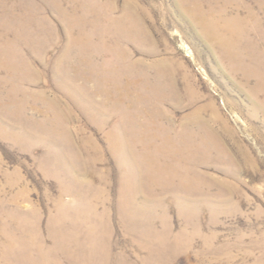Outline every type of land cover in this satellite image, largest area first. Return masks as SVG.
Here are the masks:
<instances>
[{
  "label": "rangeland",
  "instance_id": "obj_1",
  "mask_svg": "<svg viewBox=\"0 0 264 264\" xmlns=\"http://www.w3.org/2000/svg\"><path fill=\"white\" fill-rule=\"evenodd\" d=\"M96 247L264 264V0H0V264Z\"/></svg>",
  "mask_w": 264,
  "mask_h": 264
},
{
  "label": "bare ground",
  "instance_id": "obj_2",
  "mask_svg": "<svg viewBox=\"0 0 264 264\" xmlns=\"http://www.w3.org/2000/svg\"><path fill=\"white\" fill-rule=\"evenodd\" d=\"M184 153H186L185 149L179 151L180 155H182ZM186 154H190V151L187 152ZM148 179H149L150 182L151 181H155L154 180L155 178L153 179V178L149 177ZM61 240L62 241L59 242V244L62 243V242H67L66 239H61ZM97 249H100V247H96V248H94L92 250H86L84 253L79 250L77 253L81 254L80 258L74 257V254H72L70 252L69 248L67 250H65L64 253L71 254L73 256V258H75L74 260L71 261V264H98L99 261H100V264H108L109 257L107 255H105V254L99 253L100 251H98ZM56 255L54 256L55 258L53 259V262L56 263V264H62V262L59 260V258ZM26 259H29V263H27V264H36V261L33 258L30 259L29 256H26Z\"/></svg>",
  "mask_w": 264,
  "mask_h": 264
}]
</instances>
